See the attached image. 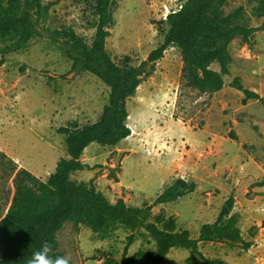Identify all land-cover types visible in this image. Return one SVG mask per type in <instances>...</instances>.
Returning a JSON list of instances; mask_svg holds the SVG:
<instances>
[{"label":"rangeland","instance_id":"obj_1","mask_svg":"<svg viewBox=\"0 0 264 264\" xmlns=\"http://www.w3.org/2000/svg\"><path fill=\"white\" fill-rule=\"evenodd\" d=\"M117 1L113 12L115 23L110 28L106 49L114 58L127 54L134 63H139L162 43L161 30L167 29L166 14L176 10L180 0ZM256 3L257 0H228L223 10L228 13L243 6L246 21L255 26L261 20L252 15ZM97 18L93 0H60L49 11L44 25L61 31L75 45L80 43L88 47ZM229 51L233 61L224 87L209 94L185 85L181 77L180 51L168 46L156 62L153 73L127 101L130 135L116 146L92 143L84 154L87 162L102 165L93 169L97 173L91 179L99 180L103 189L107 187L105 178H110L104 177V172L111 169L114 175L120 173V161L124 160L128 176L135 158L142 166L139 171L143 184L149 187L148 196H153L157 168L162 163L174 166L177 171L187 170L191 175H211L216 185L212 187V196L204 197L203 201L211 210L220 208L221 190L236 185L232 190L234 211L239 214L242 235L252 239L253 244L244 251L219 243H203L201 250L207 256L223 258L227 264H264V185H255L264 175V106L257 100L243 104V93L229 84L233 77L239 76L243 86L264 97V31H255L248 42L233 39ZM22 64L26 65L23 72L19 71ZM70 65L57 44L39 37L32 39L24 49L6 54L5 61L0 64V140L3 138L8 151L20 158L18 162L13 159L14 165L0 155V216L6 212L12 196L14 166L24 164L27 167H20L45 180L51 170L37 175L34 167L37 169L40 163L47 161L51 167L53 161L66 155L64 136L56 129L68 120H76L79 124L94 121L107 101V85L92 73L70 71ZM211 66L218 68L216 63ZM38 70H47L55 77L51 86ZM230 132L237 136L236 140L229 137ZM161 135H167V140L155 139ZM205 135L209 137L206 141ZM130 143L133 148H129ZM185 163L192 166L187 169ZM197 196L189 201H186L188 197L183 199L181 210L179 206L168 205L166 213L177 217L180 228L186 226L185 218L191 209L194 208L192 217L196 216L199 203L194 202V198ZM128 199L135 201L136 198L128 196ZM153 212H157L155 208ZM189 226L195 237L198 228L195 224ZM249 230H255L253 237L248 235ZM125 236L121 227L105 236V233L93 232L84 225L68 221L57 232L58 250L71 258V264H103L105 252L116 259L120 257ZM5 244V238L0 235V254ZM138 249L154 250V241L144 230L136 232V239L128 248V257ZM191 255L188 250L173 248L161 264H186L185 259ZM196 262L199 264L200 260L197 258ZM132 264L140 263L135 260Z\"/></svg>","mask_w":264,"mask_h":264},{"label":"trees","instance_id":"obj_2","mask_svg":"<svg viewBox=\"0 0 264 264\" xmlns=\"http://www.w3.org/2000/svg\"><path fill=\"white\" fill-rule=\"evenodd\" d=\"M59 1L0 0V64L5 61L6 54L24 49L32 39H48L57 44L71 62L70 71L92 73L107 85V101L94 121L79 124L76 120H68L56 129L64 136L66 156L59 157L45 180L24 167L14 166L11 173L12 196L6 212L0 216V235L6 241L0 254V264H28L32 254L45 241L51 244L55 255L63 256L58 250L57 232L68 221L84 225L93 232L105 233V236L118 227L126 232L120 257L116 259L105 252L103 264H132L135 260L140 264H161L173 248L192 253L185 259L186 264H198L197 258L199 264H227L219 256L203 253L201 244L206 242L248 250L253 240L242 235L239 214L234 211L233 193L224 199L215 219L202 223L194 237L188 229L178 226L176 216L168 215L164 209L153 212V207L192 193L197 188L195 181L175 177L153 200L131 205L122 197L113 202L93 180H77L71 175L78 170L102 166L81 160L88 145L113 146L130 135L127 101L135 95L141 82L153 73L156 62L168 46H175L180 51L183 62L181 77L186 86L209 94L222 89L233 61L229 51L231 41L240 38L248 42L255 31H264V0H257L252 10V15L261 19L255 26L246 21L243 6L225 13L223 6L228 0H180V6L166 14L164 22L167 29L161 30L162 43L150 50L139 63H134L127 54L114 58L106 49L110 28L115 23L113 12L118 5L117 0H93L98 18L88 47L80 43L77 46L61 31L44 25L49 9ZM213 63L218 65L217 69L212 68ZM25 68L26 65L22 64L19 71L23 72ZM38 71L51 86L55 77L47 70ZM229 84L243 93V104L257 100L264 106V97L243 86L239 76L233 77ZM229 137L237 139L233 132ZM0 155L16 164L3 151ZM107 176L117 180L111 169ZM255 185H264V175ZM139 230H144L154 241V250L138 249L128 257V248ZM254 234L255 230H249L250 237Z\"/></svg>","mask_w":264,"mask_h":264},{"label":"crops","instance_id":"obj_3","mask_svg":"<svg viewBox=\"0 0 264 264\" xmlns=\"http://www.w3.org/2000/svg\"><path fill=\"white\" fill-rule=\"evenodd\" d=\"M41 1L43 3H47L48 2V0H46V1L45 0H41ZM55 5H57V4H55ZM55 5H53L49 9V11ZM222 89H220V90H222ZM219 91H217V92H219ZM207 126L208 125L206 123L205 124V128H207ZM200 130L204 131V129H202V128ZM8 131H9V128L7 129V132ZM208 132H210V130H207V133ZM157 138H160L161 140H164V139L167 140V135H161L160 137L156 136L155 139H157ZM205 138H206V139H204L205 141L207 139H209V137H207V135H205ZM124 139H126V138H124ZM124 139H122V140H124ZM121 141H119L118 143H120ZM117 144H115L113 146H116ZM90 145H88L84 149V151H83V153L81 155V160L83 162H86V163L90 164V165H93L91 162H87L88 161L87 160L88 157L85 158L86 154H84L85 151H87L89 149ZM128 146H129V148L130 147L133 148V144H131V143L128 144ZM0 150L4 151L5 153H7V155H10L12 157V159H15L16 162H18L17 160L20 159L13 152L8 151V148H6L5 141H4L3 138L0 140ZM64 156H66V155H64ZM239 157H240V155L237 156V158H239ZM57 160H58V158H57ZM120 163H121L120 168L122 169V171L120 173H118V172L115 173V175L117 177V180H114L113 177L105 178L104 181L106 183L105 185L107 186V187H104L105 189H103V184L101 185L100 184L101 182L99 180H97V179L93 180V182L95 184H97L96 185V186H98L97 188L100 189L105 194L106 197H111L113 202L117 198L122 197L126 203H129L131 205H139L142 201H151L156 196V194L159 193L165 187L167 182L170 181L171 179H173L175 177H181V178H184V179L188 180V178L191 177L192 180L197 183V188L195 189V191H193L192 193L183 195V196L179 197L175 201L158 204V205L153 207V210L155 208L156 211H159L160 209H164L166 211V210L169 209L168 205H174L175 207L179 206V210H181L182 209V205L180 207V204L181 203H185L183 201V199L188 197V199L186 201H189L192 196L200 195L201 196L200 198L198 196L196 198H194L195 199L194 202H198L199 203L198 204L199 205L198 206V212H197L196 216L192 217L191 213L194 210V208L191 209L190 215L185 218V223H187V224H185L186 226H184L183 228L188 229L190 231L191 227L189 225L195 224L196 225V229L198 228V230H199V227H200V225L202 223L211 222L217 216L219 208L216 209V210L208 209L207 207H205V204L203 202V201H205L204 197L208 198V197L212 196V192H213V188L212 187H214L216 185L215 181H213L211 179V175H209V177L208 176L204 177V176H202L201 173H198V175H191L187 170L184 171V172L177 171L174 166L171 167V166H167L165 163L164 164L162 163L158 167L159 169L157 168V172L158 173H157V176H156V178L154 180L155 189H154V191H152L153 192V196H148V195H146V192H147V189H149V187H148V185H144L143 184L144 181L142 180V178H141L142 176H141L140 171H139V168L141 169L142 166L140 164H138V161H136V158L133 159V161H132L133 164L130 165L131 169H130V172H129L130 174L128 176L125 173L124 160H121ZM55 164H56V161H53V163L51 164V167H50V161H47L44 164L40 163L39 164V168L36 169V167H34V172L37 175L44 174L47 171V169H50L51 172H52L54 170ZM21 165H23L24 167H27L24 164H20V166ZM111 165H113V164H111ZM187 165H188V163H185V166L187 167V169H189V167L192 166L191 164L189 166H187ZM240 165H242V163ZM112 167H114V166H112ZM241 167H243V166H241ZM240 170H238L237 173H240ZM93 171L94 170H88V169L78 170V171L74 172L71 175V177L75 176L77 178V180L89 181V180H92L95 177L96 173H97V172L95 173ZM85 175H88V176L85 177ZM103 175H104V177H107V172H104ZM233 187H236V185H231L230 187L226 188L225 190H223V191L221 190V194L223 193V195L221 197V201H219V206L218 207H220L222 202L224 201V199L230 193H232ZM123 192H124V194H123ZM128 196H132L133 198H136L135 201H130L128 199ZM174 212H175L176 215H179L178 211L175 210ZM208 216L210 217L209 219L206 218ZM177 223H178V220H177ZM206 243H213V242H206ZM219 244H221V243H219Z\"/></svg>","mask_w":264,"mask_h":264},{"label":"clouds","instance_id":"obj_4","mask_svg":"<svg viewBox=\"0 0 264 264\" xmlns=\"http://www.w3.org/2000/svg\"><path fill=\"white\" fill-rule=\"evenodd\" d=\"M28 264H71V258L55 255L51 244L45 241L41 248L32 254Z\"/></svg>","mask_w":264,"mask_h":264}]
</instances>
